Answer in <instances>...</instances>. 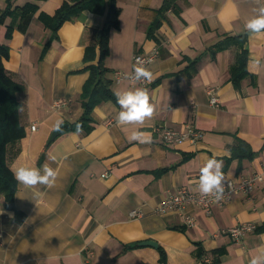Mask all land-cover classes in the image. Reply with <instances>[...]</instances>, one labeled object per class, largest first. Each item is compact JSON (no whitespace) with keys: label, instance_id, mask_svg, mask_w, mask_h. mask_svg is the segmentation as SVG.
Instances as JSON below:
<instances>
[{"label":"crops","instance_id":"0c3cea01","mask_svg":"<svg viewBox=\"0 0 264 264\" xmlns=\"http://www.w3.org/2000/svg\"><path fill=\"white\" fill-rule=\"evenodd\" d=\"M27 1L33 0H0V11L8 2L21 6ZM62 1H35L38 8L25 27H15L9 37L10 18L0 23V45L8 53L0 59L24 86L18 100L25 135L7 145L6 162L13 171L47 162L59 172L51 188L18 183L14 204L25 214L21 222L0 194V264H162L158 247L165 264H250L264 249V35L250 38L245 25L264 0H175L174 9L160 16L153 37L148 28L163 0H116L119 27L110 30L104 59L111 89L115 95L146 87L155 114L144 126L124 130L116 123V99L104 100L93 107L88 133L60 132L47 143L57 119L74 121L82 112L80 93L88 77L83 67L95 61H86L84 50L105 18L85 9L52 33L38 14H53ZM242 32L247 33L249 74L235 87L230 66L236 47L213 54L207 47L225 34ZM155 47L158 56L147 67L156 76L152 83L115 80L116 70L130 71L135 53ZM208 86L217 88V106L209 103ZM58 99L66 103L56 106ZM186 126L203 136L193 142L161 141L162 127ZM136 129L151 133L152 143L129 142L127 135ZM237 138L255 151L252 159L231 157ZM213 156L223 160L226 178L261 172L263 179L250 194H234L210 214L188 205L186 212L196 218L191 227L176 211H154L162 197L180 187L198 190L199 170ZM161 168L166 169L158 172ZM133 208L144 215L131 217ZM244 221L256 228L239 239L222 232ZM147 239L157 246L139 244ZM131 242L138 245L123 252ZM215 249L222 253L212 263Z\"/></svg>","mask_w":264,"mask_h":264},{"label":"trees","instance_id":"16d2710c","mask_svg":"<svg viewBox=\"0 0 264 264\" xmlns=\"http://www.w3.org/2000/svg\"><path fill=\"white\" fill-rule=\"evenodd\" d=\"M33 1H27L21 6H13L10 2L0 11V23H3L6 17L10 18V22L6 26V37L11 35L15 27L24 28L29 21L31 15L37 10L38 5ZM175 0H163L159 8V16L151 23L148 28V35L153 37V30L160 23V16L168 9H174ZM90 10L98 14H104V22L99 31L95 34L93 41L86 45L84 50V59L86 61L94 60L83 67V70L88 71V77L83 84L80 93V105L82 112L74 121L63 120L62 132L67 133L76 131V125L82 124V133H88L93 128L92 110L95 105L104 100H115V95L111 89V80L107 76V68L104 65V59L109 52V33L112 28L119 27L118 15L121 11L116 0H63L55 9L53 14L40 12L39 20L49 28L52 33L56 32L59 26L66 20L78 16L83 10ZM247 33L225 34L219 40L207 47L211 54L220 49H225L230 46L236 47L237 51L235 59L230 66V77L235 87L240 86V81L247 76V58L248 50L246 47ZM45 44L44 48L46 47ZM7 47L0 45V57L7 56ZM199 57L190 60V65L196 64ZM189 65V66H190ZM24 90L22 83L14 80L3 66L0 59V194L6 200V205L15 211V219L21 222L24 218V213L20 211L14 204V195L17 190L18 182L14 178L13 170L6 162L7 145L25 135V130L19 120L20 102L18 94ZM48 147L45 144L41 156ZM232 158H247L252 159L255 155L250 146L241 138L236 139V143L231 146ZM230 157V158H231ZM166 168H161L158 172L164 171ZM240 169V168H239ZM138 242L127 243L123 246V252L136 247ZM159 262L165 264L166 256L161 247H158ZM214 257L212 263L219 260L221 249L213 250Z\"/></svg>","mask_w":264,"mask_h":264},{"label":"clouds","instance_id":"9594fccd","mask_svg":"<svg viewBox=\"0 0 264 264\" xmlns=\"http://www.w3.org/2000/svg\"><path fill=\"white\" fill-rule=\"evenodd\" d=\"M255 15L246 22V30L252 35H264V5L258 9H254ZM151 61H149L150 63ZM133 82L146 81L152 83L156 76L144 66L143 63L137 61L134 66V74L130 77ZM116 102L120 106V111L115 119L118 126L126 130L129 125L144 126L147 120L153 118L155 114V104L152 102L149 90L146 87L130 88L115 93ZM62 119H57L52 127L55 132H62ZM83 131L82 124L76 125V131L72 133L78 136ZM129 142L137 141L139 143H152V136L149 132L140 131L139 129L131 131L127 135ZM55 160V157H51ZM224 162L215 156L207 158L203 166L200 168V175L196 183V187L202 196H212L215 201H220L224 197L225 183L227 178L222 171ZM16 181L25 187L35 188L38 185H44L51 188L55 185L59 172L51 167L47 162L42 167L20 166L13 171ZM3 210H0L2 213ZM250 264H264V249L260 254L253 257Z\"/></svg>","mask_w":264,"mask_h":264},{"label":"built area","instance_id":"2783aa9c","mask_svg":"<svg viewBox=\"0 0 264 264\" xmlns=\"http://www.w3.org/2000/svg\"><path fill=\"white\" fill-rule=\"evenodd\" d=\"M158 56V48H153L150 52H137L133 55L132 66L129 72H124L122 70L115 71V80H121L126 78L131 83H136L141 86L147 85L146 81L133 82L130 77L134 74V66L137 61L148 67L152 62L156 60ZM149 61H151L149 63ZM209 96V103L217 106L220 101L217 97L216 86H208L206 90ZM65 100H55V105L60 106L65 104ZM193 103V101H192ZM32 129L35 125L30 126ZM161 141L164 144H174L180 141H196L203 136V132L194 127L186 126L184 128L175 127H162L160 130ZM105 174V172H104ZM263 179L261 172H254L250 175L237 174L231 177H227V182L225 183V193L224 197L220 201H215L212 196H202L198 190H193L187 187H180L172 193H169L162 197L154 206V211L163 213L168 211H176L180 214L183 223L187 227L194 226L196 223V218L193 214L186 212L188 205L200 206L203 208L206 214L212 212V207L214 205H220L229 200L234 194L245 193L250 194L255 188L256 184ZM144 210L141 208H133L129 211L131 217H141L144 215ZM256 228L255 224L249 221L239 222L229 228L223 230V233L228 234L233 239H239L246 233L253 231Z\"/></svg>","mask_w":264,"mask_h":264},{"label":"water","instance_id":"95a60500","mask_svg":"<svg viewBox=\"0 0 264 264\" xmlns=\"http://www.w3.org/2000/svg\"><path fill=\"white\" fill-rule=\"evenodd\" d=\"M58 134V132H55V131H51L48 139H47V143L51 142L55 136ZM140 245H151V246H154L156 247L157 246V243L154 241V240H151V239H147V240H143V241H140L139 242Z\"/></svg>","mask_w":264,"mask_h":264}]
</instances>
